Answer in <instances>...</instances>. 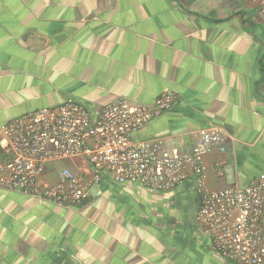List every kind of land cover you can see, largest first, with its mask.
<instances>
[{
    "label": "crops",
    "instance_id": "0c3cea01",
    "mask_svg": "<svg viewBox=\"0 0 264 264\" xmlns=\"http://www.w3.org/2000/svg\"><path fill=\"white\" fill-rule=\"evenodd\" d=\"M171 92L177 103L135 140L183 154L219 127L226 150L205 157L208 187L245 188L260 176L264 17L253 4L0 0V139L4 124L39 109L72 101L96 119L109 103L152 105ZM63 168L93 173L78 156L49 164L41 183L57 182ZM199 206L194 178L161 192L103 171L77 207L0 185V264H234L198 226Z\"/></svg>",
    "mask_w": 264,
    "mask_h": 264
},
{
    "label": "built area",
    "instance_id": "2783aa9c",
    "mask_svg": "<svg viewBox=\"0 0 264 264\" xmlns=\"http://www.w3.org/2000/svg\"><path fill=\"white\" fill-rule=\"evenodd\" d=\"M264 17V0H245ZM178 97L161 95L152 105L119 100L105 105L96 119L82 104L66 102L14 118L1 127L0 185L65 207L91 199V190L110 173L119 184L137 183L168 192L196 180L200 206L196 222L215 250L234 264H264V171L245 188L211 190L205 157L213 147L225 152L222 128L205 130L191 152L172 154L162 140H135L145 124L170 110ZM86 158L93 169L86 178L70 168L55 183H41L47 166ZM220 176L222 170H218Z\"/></svg>",
    "mask_w": 264,
    "mask_h": 264
}]
</instances>
